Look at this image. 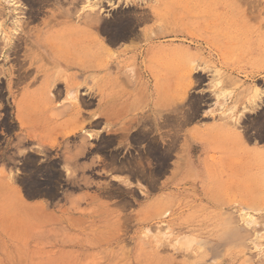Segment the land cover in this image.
Wrapping results in <instances>:
<instances>
[{"label": "rangeland", "instance_id": "obj_1", "mask_svg": "<svg viewBox=\"0 0 264 264\" xmlns=\"http://www.w3.org/2000/svg\"><path fill=\"white\" fill-rule=\"evenodd\" d=\"M16 1L0 0V264H264V0H232L234 14L201 0ZM157 5L166 19L140 27L166 32L152 43L113 42L102 28ZM45 22L53 62L20 30ZM143 46L166 50L158 74L140 58L118 76L126 49ZM86 51L114 57L111 72L65 73L59 61L86 60ZM160 92L174 100L162 99L168 107ZM103 108L115 121L98 127Z\"/></svg>", "mask_w": 264, "mask_h": 264}, {"label": "bare ground", "instance_id": "obj_2", "mask_svg": "<svg viewBox=\"0 0 264 264\" xmlns=\"http://www.w3.org/2000/svg\"><path fill=\"white\" fill-rule=\"evenodd\" d=\"M7 1V3L9 2L10 3V5H11V3H13V1L14 0H6ZM19 1V0H18ZM18 1H16V2H18ZM28 1V0H27ZM49 1V0H48ZM48 1H45V2H47L48 4H49V2ZM52 1H54V0H52ZM58 1V0H57ZM56 0H55V2H53V3H56L57 2ZM60 1V0H59ZM65 1V0H64ZM63 1V2H64ZM81 0H79V2H80ZM88 1H90V0H88ZM26 2V1H25ZM31 2H33V7H36L35 9H38L39 7H40V5H41V3L40 2H44V0H42V1H39V0H35V1H31ZM67 2H68V0H67ZM66 2V3H67ZM79 2H78V4H79ZM85 1L83 0V2H81V3H84ZM163 2V1H162ZM162 2H161V4H162ZM8 3V4H9ZM19 3V2H18ZM46 3V4H47ZM69 3V2H68ZM35 4V5H34ZM52 4V3H51ZM77 4V3H76ZM77 4V5H78ZM89 4H90V2H89ZM165 4H167V2L166 3H164V5ZM208 5V6H213V7H215V8H213V10L214 11H216V12H218V13H223V12H230V13H232V14H234V12H235V10L239 7V4L238 3H236L235 1H232V0H201V3H200V5ZM43 5V7H44V4H42ZM41 5V6H42ZM62 5H65V3L64 4H62ZM98 5V4H97ZM23 6V5H22ZM29 6H31V5H29ZM50 6V5H49ZM58 6H59V3H58ZM32 7V8H33ZM46 7V6H45ZM53 7V6H52ZM56 7V6H55ZM31 8V7H30ZM90 8H91V6H90ZM162 6H160V5H157V6H153L152 7V10H150V11H143V14H141V15H129V16H127L126 14L127 13H129V12H127V13H125L124 14V16L126 15V17H124V16H122L121 14L119 15V16H121V17H119V18H117V23L115 24V26L113 27L111 24H110V26H109V24L108 25H105V22H104V24L102 23V25H104L102 28H104V30L107 32V34L110 36V40H112L113 42H116V41H119V43H120V40H126V42L129 40H143V42L145 41V42H147V43H152L153 42V40H154V38H157V39H160V38H162L164 35H165V31L164 30H160V29H158V30H160V31H157V30H154L153 31V33L154 34H156L155 35V37L153 38L150 34H149V32L148 31H146L147 29H145V30H142L140 27H141V25L142 24H144V23H146L147 21H150V19L151 18H154V17H156V18H165V17H162V13L160 12V9L162 10ZM164 8H166V7H164ZM34 9V8H33ZM167 9V8H166ZM41 10H42V8H41ZM83 10V9H82ZM168 10V9H167ZM131 11V10H130ZM133 11H134V9H133ZM163 11V10H162ZM34 12H35V10H33L31 13H32V16L34 15ZM38 12V11H37ZM42 12H43V10H42ZM90 12V11H89ZM89 12H87L88 14H90V15H92L91 13H89ZM97 11H95V14H96V16L98 15V13H96ZM119 12V11H118ZM117 12V13H118ZM136 12V11H135ZM149 12H151V14L149 13ZM166 12V11H165ZM1 13V12H0ZM39 13V12H38ZM37 13V14H38ZM41 13V12H40ZM45 13V12H44ZM117 13L115 14V13H113V15L115 14V15H117ZM137 13V12H136ZM139 13V12H138ZM149 13V14H148ZM167 13V12H166ZM2 14V13H1ZM4 14V13H3ZM88 14H87V16H86V18L87 17H89L88 16ZM164 14V13H163ZM18 15H20L19 13H18ZM23 15V14H22ZM21 15V16H22ZM39 15V14H38ZM50 15V14H49ZM93 16H95V15H93ZM95 16V18H97ZM118 16V15H117ZM152 16H154V17H152ZM20 17V16H19ZM114 17V16H113ZM2 18V17H1ZM59 18V17H58ZM90 18V17H89ZM95 18H92L91 17V19L94 21H92L93 23H95V21H96V23H97V21L99 22V18L98 19H95ZM88 19V18H87ZM111 19V20H110ZM109 20H110V22H112V18H110ZM159 19V20H160ZM166 19V18H165ZM8 20V19H7ZM114 20V19H113ZM164 20V19H163ZM54 21V20H53ZM85 21H86V19H85ZM154 21H156V20H154ZM162 21V20H161ZM29 22V21H28ZM87 22V21H86ZM90 22V20L88 19V23ZM164 22V21H163ZM29 23H31V22H29ZM80 23H82V22H80ZM108 23V22H107ZM18 24V23H17ZM32 24H33V22H32ZM43 24V23H42ZM78 24V23H77ZM98 24V23H97ZM114 24V23H113ZM156 24V23H155ZM27 25V26H26ZM26 25H20V30H21V32H24V34H25V40L26 41H29V43H31V44H33V45H35V51H37V49L38 50H41L42 52H43V54L42 55H44V57H46L49 61H51V62H53L54 60H55V58H54V54H53V52L49 49V41H50V36H48V37H46L47 35H49V34H46L47 33V30H46V28L50 25V23H48V22H45L44 24H43V26H41L40 28H38V27H36V28H33V27H30V25L31 24H26ZM35 25V24H34ZM87 25V24H86ZM99 25V24H98ZM101 25V24H100ZM165 25H167V23L165 24ZM160 26V25H159ZM158 26V28H160ZM167 26H169V25H167ZM166 26V27H167ZM165 27V28H166ZM156 28H157V26H156ZM170 27H168L167 29H169ZM86 29V28H85ZM100 29V28H99ZM171 29V28H170ZM101 30V29H100ZM76 31H78V29L77 28H75L74 29V32H76ZM103 31V30H102ZM166 31H168V30H166ZM172 31V30H171ZM102 33V32H101ZM4 34V33H3ZM92 34H94V32L92 33ZM104 34V33H103ZM169 34V33H168ZM105 35V34H104ZM5 36V35H4ZM57 36V35H56ZM59 36H62V34L61 35H59ZM66 36V35H65ZM92 36H94V35H92ZM23 37V36H22ZM22 37H20V38H22ZM58 37V36H57ZM68 37V36H67ZM85 37V36H84ZM83 37V39L85 40V38H87V37H85L84 38ZM90 37V36H89ZM48 38V40H46ZM54 38H56V37H53V39ZM93 38V37H92ZM107 38V37H106ZM51 39H52V37H51ZM63 39V38H62ZM80 39H82V37L80 38ZM108 39V40H109ZM23 40H24V38H23ZM25 40H24V42H25ZM54 40H56V39H54ZM74 40V39H73ZM87 40V39H86ZM92 40V39H91ZM94 40L96 41V38H94ZM93 40V41H94ZM101 40V39H100ZM99 40V41H100ZM3 41V40H2ZM8 41V40H7ZM58 41H61V40H58ZM79 41V40H78ZM93 41H91V42H93ZM107 41V40H106ZM128 41V43H130ZM0 42H1V40H0ZM6 42V41H5ZM64 42V41H63ZM74 42H75V40H74ZM81 42H83V41H81ZM80 42V43H81ZM85 42V41H84ZM98 42V41H97ZM96 42V43H97ZM109 42V41H108ZM113 42L111 43L110 42V44H113ZM141 42V41H140ZM52 43V42H51ZM65 43V42H64ZM64 43H63V45H64ZM131 43H133V42H131ZM135 43V42H134ZM159 43H160V41H159ZM20 44V43H19ZM26 44V43H25ZM61 44V43H60ZM74 44V43H73ZM115 44V43H114ZM117 44V43H116ZM21 45H22V43H21ZM20 45V46H21ZM87 46H89L88 44H86ZM96 45V44H95ZM104 45V44H103ZM142 45V44H141ZM19 46V47H20ZM31 46V45H30ZM80 46V45H79ZM94 46V45H93ZM152 46V45H151ZM56 47V46H55ZM60 47H63V46H60ZM60 47H58V49L60 50V49H62L61 50V52H59V50L57 51V52H59L60 54L61 53H63L62 51H69L70 49H64L63 50V48H60ZM66 47V46H65ZM78 47V46H77ZM86 46H84V48H85ZM106 47V46H105ZM23 48V47H22ZM79 48V47H78ZM89 48V47H88ZM93 48H95V46L93 47ZM108 48V47H107ZM106 48V50L105 49H103L104 51H110V49L108 50ZM129 48H132V47H129ZM76 49V48H75ZM80 49V48H79ZM81 49H83V48H81ZM90 49V48H89ZM89 49H88V51H89ZM96 49H97V46H96ZM99 49V48H98ZM101 49V48H100ZM128 49V48H127ZM126 49V51L124 52V54H122V55H124L125 56V58H123V60H122V64H120L121 65V67L118 69V72H117V75L118 76H120L121 74H126V73H124L126 70H125V68L126 67H128L129 65H131V64H133V63H137V60L138 59H140V58H142V60H143V62L145 61V63H147V66L146 67H148L150 70V74L152 73V75H157L158 74V71L157 70H159V68H158V66H159V63L164 59H162V57H164V55L163 54H166V53H164V50H163V48H162V46H160V47H156L155 48V50H154V48H152V47H145V46H143V47H136V48H134V49H128L127 50ZM25 51L27 50V48H25L24 49ZM21 51V50H20ZM70 51H73V50H70ZM78 51H80V50H78ZM77 51V52H78ZM92 51V50H91ZM104 51H102V52H104ZM28 52V51H27ZM26 52V53H27ZM85 52V51H84ZM110 52H112V51H110ZM165 52H166V50H165ZM38 53V52H37ZM109 53V52H108ZM113 53V52H112ZM119 53V52H118ZM123 53V52H122ZM129 53H131V54H129ZM39 54V53H38ZM63 54H65L66 55V52L65 53H63ZM69 54H70V52H69ZM77 54V53H76ZM76 54L74 55V53L72 54L73 55V57L74 56H76ZM86 55H85V58H87V57H89V58H87L86 60H82L81 58V60L79 59V60H77V61H72V62H70V61H68V60H64L63 58H61L63 55H60L61 57H59V58H61V59H63V60H60L59 62H61V63H63V64H66V71H65V73H68V72H70V71H73V70H76V71H80V72H82L83 74H90L91 72H93L94 74H96L95 75V79L98 77V75H97V73L98 72H105V73H108V72H111V68H110V71H109V67H110V64H112V62H113V58L114 57H104V58H102V56L101 55H99V54H101V51H99V53H97V52H87L86 51V53H85ZM105 54H106V52H105ZM104 54V55H105ZM40 55V54H39ZM58 55V54H57ZM64 55V57L66 58V56ZM78 55V54H77ZM81 57L83 56L82 54H79ZM103 55V54H102ZM109 55V54H108ZM116 55V54H115ZM31 56V61H29L30 59H28V61L30 62V64L31 65H35V64H37L38 62H39V59H37V54H36V52H33V56L32 55H30ZM70 56V55H69ZM110 56V55H109ZM112 56V55H111ZM43 57V58H44ZM42 58V59H43ZM76 58H79V57H76ZM22 59V58H21ZM26 59V58H25ZM24 59V60H25ZM45 59V58H44ZM118 59V57L116 58V60ZM162 59V60H161ZM23 60V59H22ZM164 60H166V58L164 59ZM170 60V59H169ZM57 62H58V60H56ZM46 62H47V60H46ZM163 62H165V61H163ZM169 62H171V61H169ZM169 62H167L168 64H169ZM20 63H22V62H20ZM24 63V62H23ZM25 63H28L26 60H25ZM158 63V65H156ZM49 64V63H48ZM165 63H163V65H164ZM168 64H166L165 66H163L162 65V63H161V66H163V67H166ZM49 65H51V64H49ZM154 65V66H153ZM117 66H119V64L117 63ZM114 67H116V66H114ZM145 67V66H144ZM20 68H22V67H20ZM57 68V67H56ZM162 68V67H161ZM31 69V68H30ZM39 69H40V67H36V70H38V72H39ZM117 69V68H116ZM165 69V68H164ZM21 70H23V69H21ZM20 70V71H21ZM145 70V69H144ZM143 70V71H144ZM170 70V69H169ZM30 71L31 70H29V68H28V71H27V73L25 72V71H21L22 73H23V75H24V72H25V74L27 75V74H32V73H30ZM33 71V70H32ZM161 72V71H160ZM112 73H113V70H112ZM111 73V74H112ZM51 74V73H50ZM76 74H77V72H76ZM75 74V75H76ZM116 74V73H115ZM113 75V74H112ZM116 75V76H117ZM128 75V74H127ZM147 75V74H146ZM29 77H30V75H28ZM50 76H52V75H50ZM77 76V75H76ZM114 76V75H113ZM115 76V77H116ZM26 77V76H25ZM100 77V76H99ZM126 77V78H125ZM128 76H124L123 78L124 79H128L127 78ZM152 77H154V76H152ZM20 78H22L23 79V77L21 76ZM73 78H75V77H73ZM122 78V79H123ZM76 79V78H75ZM112 79V78H111ZM62 81V80H61ZM125 81V80H124ZM128 81V80H127ZM58 82H59V80H58ZM132 81H130V83H131ZM83 83V82H82ZM99 83V82H98ZM107 83V82H106ZM124 83V82H123ZM128 83V85H129V82H127ZM142 83V82H141ZM59 84V83H58ZM103 84V83H102ZM112 84V83H111ZM132 84V83H131ZM163 84V83H162ZM79 85H80V83L79 82H75V80L74 81H72L71 83H66V85H65V87H67V89H69L70 87H73V88H78L79 87ZM109 85V84H108ZM107 85V86H108ZM119 85V84H118ZM125 85V84H124ZM127 85V84H126ZM135 85H136V83H135ZM60 86H62V85H60ZM106 86V87H107ZM122 86V85H121ZM131 86V85H130ZM132 86H134V85H132ZM119 89H120V87H118ZM124 88V87H123ZM130 88V87H129ZM134 87H132L131 89H133ZM43 89H45V88H43ZM64 89V88H63ZM103 89H105V87L103 88ZM145 89V88H144ZM48 90V89H47ZM65 90V89H64ZM113 90H114V88H113ZM121 90H122V88H121ZM148 90V89H147ZM146 90V91H147ZM108 91V90H107ZM110 91V90H109ZM118 91V90H117ZM116 91V92H117ZM144 91V90H143ZM146 91H144V92H146ZM43 92H45V91H43ZM66 92V91H65ZM103 92V91H102ZM105 92V91H104ZM103 92V93H104ZM115 92V93H116ZM122 92H123V90H122ZM139 92V91H138ZM167 92V91H166ZM59 93V92H58ZM102 93V94H103ZM109 93V92H108ZM121 93V92H120ZM133 93V92H132ZM135 93H136V91H135ZM151 93V92H150ZM161 93V96H160V94L159 95H157V97H159L160 96V100H161V104H163V103H165L166 102V100H168L169 99V97L171 96V94H172V96H174V97H172L174 100L178 97L177 95V93H174V92H172V91H170V94H169V97L167 98V94L165 95L166 96V99H165V96H163L162 94H164V93H162V92H160ZM174 93V94H173ZM56 94H57V92H56ZM110 94V93H109ZM113 94V93H112ZM148 94H149V92H148ZM259 94V93H258ZM106 95H108L107 93H106ZM119 95V94H118ZM128 95H129V92H128ZM133 95V94H132ZM142 95V94H141ZM140 95V96H141ZM59 96V95H58ZM103 96V95H102ZM117 96V95H116ZM126 96H127V94H126ZM125 96V97H126ZM146 96H147V94H146ZM164 98H163V97ZM176 96V97H175ZM255 96H257V93H255V95H253V97H251V98H249L248 99V103L251 105V106H254V105H256L255 103H256V100H255ZM124 97V96H123ZM152 97V96H151ZM150 97V98H151ZM106 98V97H105ZM172 98H170V100H168L166 103H170L171 101H174V100H171ZM49 99V98H48ZM101 99H102V97H101ZM107 99H108V97H107ZM165 101H163V100ZM155 100V99H154ZM157 100H158V98H157ZM159 100V101H160ZM114 101V100H113ZM120 102H121V100H119ZM144 101V100H143ZM148 101H150V100H148ZM162 101H163V103H162ZM101 102H102V100H101ZM128 101H124L123 102V104H124V106L125 107H128L129 105L128 104H126ZM137 102V101H136ZM152 102V101H151ZM150 102V103H151ZM154 102V101H153ZM156 102V101H155ZM44 103V102H43ZM147 103V102H146ZM159 103V105H161ZM168 103V104H169ZM246 103V102H245ZM122 104V105H123ZM137 104V103H136ZM149 104V103H148ZM157 104H158V102H157ZM170 104H172V103H170ZM169 104V105H170ZM247 104V103H246ZM1 105H3V104H1ZM73 105V104H72ZM77 105V104H76ZM112 105V104H111ZM163 105H165V104H163ZM163 105H162V107H163ZM168 105V106H169ZM53 106V105H52ZM167 106V104L165 105V107ZM167 106V107H168ZM172 106V105H171ZM49 106H46V108H48ZM118 107H120V106H118ZM124 107V108H125ZM135 107V106H134ZM161 106H159L158 107V110L159 111H162L163 110V108H162ZM46 108H44V110L46 109ZM80 108V107H79ZM131 108V107H130ZM156 108H157V106H156ZM253 108V107H252ZM3 109V108H2ZM65 109V108H64ZM66 109H69V107L67 106L66 107ZM65 109V110H66ZM64 110V111H65ZM78 110V109H77ZM2 111H4V110H2ZM56 111V110H55ZM64 111H61V112H64ZM80 111V110H79ZM111 111H112V109H111ZM132 111H134V110H132ZM132 111H130L131 113H132ZM76 112H78V111H76ZM114 112H116V111H114L113 110V113ZM261 112V111H260ZM112 112H110V110L109 109H106V108H103L102 110H100L99 111V117H97L96 119H95V121H94V123L98 126L99 124H101V123H103L104 121H103V119H104V117H105V119H108V120H110V119H113L114 117H116L114 114H113ZM125 113V112H124ZM123 113V114H124ZM135 113V112H134ZM164 113V112H163ZM0 114H1V111H0ZM128 114V113H127ZM262 114H264V113H262ZM5 115V114H4ZM3 115V116H4ZM117 115V114H116ZM74 117H75V115H73ZM119 116V115H118ZM123 116H125V115H123ZM149 116V115H148ZM165 116H166V114H165ZM259 116V115H258ZM257 116V117H258ZM120 117V116H119ZM146 117H147V115H146ZM155 117H156V115H155ZM179 117V116H178ZM177 117V118H178ZM263 117H264V115H263ZM76 118H77V115H76ZM92 118H93V116H92ZM158 118V117H157ZM256 118V117H255ZM254 118V119H255ZM2 119V118H1ZM0 119V120H1ZM104 119V120H105ZM135 119H136V116H135ZM165 120H166V118H164ZM171 119V118H170ZM114 120V119H113ZM117 120V119H116ZM134 120V119H133ZM132 120V121H133ZM164 120V121H165ZM168 120V119H167ZM256 121H257V119H255ZM259 120V119H258ZM263 120V119H262ZM115 121V120H114ZM131 121V120H130ZM178 121V120H177ZM180 121V120H179ZM252 121V120H251ZM255 121V122H256ZM264 121V120H263ZM1 122V121H0ZM3 122V121H2ZM1 122V123H2ZM5 122V121H4ZM3 122V123H4ZM134 122V121H133ZM170 121L168 120V123H169ZM174 122V121H173ZM172 122V123H173ZM181 122V121H180ZM253 122V121H252ZM259 122V121H258ZM260 122H261V120H260ZM128 124H130V122H127ZM161 122H159V124H160ZM166 123V122H165ZM262 123V122H261ZM110 125L112 124V123H109ZM142 125H143V123H141ZM149 124H151V123H149ZM181 124V123H180ZM180 124H179V126H180ZM251 124H253V123H251ZM250 124V125H251ZM256 124H257V122H256ZM1 125V124H0ZM4 125V124H3ZM142 125H140L141 127H142ZM167 125V124H166ZM165 124H164V126H166ZM260 125V124H259ZM145 126V125H144ZM148 126L149 125H147L146 126V128H148ZM159 126H161V125H159ZM164 126H162V127H164ZM168 126V125H167ZM178 126V127H179ZM248 126H249V124H248ZM4 127V126H3ZM99 127V126H98ZM120 127V126H119ZM124 127H125V124H124ZM139 127V126H138ZM150 127H153V126H150ZM161 127V128H162ZM253 126L251 125L250 126V128H252ZM262 127H264V125L262 124ZM109 128V127H108ZM113 128V127H112ZM122 128V127H121ZM143 128V127H142ZM142 128H141V130H142ZM145 128V129H146ZM254 128V127H253ZM252 128V129H253ZM256 128V127H255ZM2 129V128H1ZM0 129V130H1ZM176 129V128H175ZM211 128H209V130H210ZM257 129V128H256ZM120 130V129H119ZM122 130H126L125 128L124 129H122ZM178 130V129H177ZM214 130V129H213ZM121 131V130H120ZM143 131V130H142ZM211 131V130H210ZM257 131V130H256ZM255 131V132H256ZM74 133V131L72 130V131H68V132H66L67 134L68 133ZM78 132V131H77ZM80 132V131H79ZM151 132V131H150ZM164 132V131H163ZM175 132V131H174ZM204 132H207V131H204ZM258 132V131H257ZM261 132H263V129H262V131ZM75 133H76V130H75ZM135 133V132H134ZM137 134L139 133V132H136ZM135 133V134H136ZM145 133V132H144ZM143 133V134H144ZM254 133V132H253ZM260 133V132H259ZM67 134H65V136L67 135ZM140 134H142V133H139L138 134V136L140 135ZM150 134V133H149ZM148 134V135H149ZM164 134V133H163ZM162 134V135H163ZM176 135H178L177 133H175ZM250 134V133H249ZM257 134V133H256ZM79 135V134H78ZM81 135V134H80ZM83 135V134H82ZM145 135V134H144ZM142 136V135H140V136H142V137H147V136ZM146 135H147V133H146ZM115 136V135H114ZM123 136H126V135H123ZM67 137V136H66ZM77 137V136H76ZM82 137H84V135L82 136ZM79 138H81V137H79ZM111 138V137H110ZM123 138V137H122ZM131 138V137H130ZM133 138H135V137H133ZM138 138V137H137ZM125 139H126V137H125ZM139 139V138H138ZM137 139V140H138ZM141 139V138H140ZM123 140V139H122ZM136 140V141H137ZM67 141V140H66ZM65 141V142H66ZM131 141H133V140H131ZM44 142V141H43ZM47 142V141H46ZM51 142V144H53V147H54V142L55 141H50ZM50 142L48 141V144H50ZM138 142V141H137ZM161 142V141H160ZM160 142H158L159 144H160ZM82 144H85V142L83 143V142H81ZM100 143H102V142H100ZM107 143V142H106ZM105 143V144H106ZM109 143V142H108ZM112 143V142H111ZM111 143H109L110 145H111ZM141 143H143V142H141ZM155 143V142H154ZM157 143V142H156ZM47 144V143H46ZM152 144V143H151ZM58 144H56V146H57ZM66 145H67V143H66ZM65 145V146H66ZM69 145V144H68ZM103 145V144H102ZM107 145V144H106ZM63 146V145H62ZM65 146H63V149L64 150H69V148H67V146L65 147ZM83 146H85V145H83ZM160 146V145H159ZM174 145H172V147H173ZM44 147V146H43ZM43 147H41V148H43ZM46 147V146H45ZM65 147V148H64ZM76 147H78V146H76ZM75 147V148H76ZM79 147H82V146H79ZM146 147H148V145L146 146ZM167 147H169L168 145H167ZM46 148H48V146L46 147ZM74 148V147H73ZM85 148V147H84ZM149 148V147H148ZM166 148V147H165ZM62 149V150H63ZM77 150H79L78 148H76ZM75 149V150H76ZM83 149V148H82ZM92 149V148H91ZM99 149V148H98ZM151 149L152 148H150V151H151ZM164 149V148H163ZM168 149V148H167ZM50 150V149H49ZM75 151L74 152V149H73V152L75 153V154H73L72 155V157H71V154L72 153H69V151H66L67 153H69L68 155H66V157L68 158V156H69V159H61V160H63V162L65 161L66 162V165H67V162H70L69 160H70V157H71V165H72V159L74 160L75 158L74 157H79V155L82 153L81 151V148H80V151ZM44 152H45V150H43ZM48 151V150H47ZM153 151V150H152ZM151 151V152H152ZM157 151V150H156ZM162 151V150H161ZM160 151V152H161ZM164 151V150H163ZM161 152L162 153V155H163V153H165V152ZM1 152V151H0ZM70 152H72V151H70ZM76 152H78V153H76ZM149 152V151H148ZM150 152V153H151ZM153 153H154V151H153ZM159 153V152H158ZM2 154V153H1ZM59 154V153H58ZM61 154H64V151L63 152H61ZM77 154V155H76ZM83 154H84V152H83ZM5 155V154H4ZM65 155V154H64ZM82 155V154H81ZM154 155H155V153H154ZM158 155V154H157ZM2 156V155H1ZM167 156V155H166ZM62 157V156H61ZM63 157H65V156H63ZM65 157V158H66ZM77 157V158H78ZM81 157V156H80ZM157 157V156H156ZM76 158V159H77ZM165 158V157H164ZM163 158V159H164ZM129 159V158H128ZM160 159V158H159ZM77 161V160H76ZM76 161H75V163H76ZM113 161H114V159H113ZM157 162H158V160H157ZM74 163V164H75ZM123 163V162H122ZM121 163V164H122ZM56 164V163H55ZM59 165V164H58ZM68 165H70V163H68ZM119 165V164H118ZM122 165H124V164H122ZM127 165V164H126ZM126 165H124V167L126 166ZM131 165H132V163H131ZM57 166V165H56ZM121 166V165H120ZM128 166V165H127ZM126 166V167H127ZM37 167V166H36ZM48 167V166H47ZM82 167V166H81ZM56 168V167H55ZM67 169H68V166L66 167ZM70 168V167H69ZM71 168H72V166H71ZM80 168V167H79ZM122 168V167H121ZM131 168V167H130ZM75 169V168H74ZM263 172V171H262ZM261 174V173H260ZM263 174V173H262ZM261 174V175H262ZM264 186V185H263ZM264 188V187H263ZM262 187H261V189H263ZM264 191V190H263ZM258 195V194H257ZM263 196V195H262ZM259 198V197H258ZM256 201H258V199L256 200ZM259 202V206H261L262 208H263V206H264V203H261L260 204V201H258ZM262 202H264V198L262 197ZM252 204V203H251ZM250 204V205H251ZM258 205H257V207H258ZM251 206H253L254 207V205H251ZM250 206V207H251ZM256 206V205H255ZM252 207V208H253ZM259 208V207H258ZM184 217V216H183ZM226 221V220H225Z\"/></svg>", "mask_w": 264, "mask_h": 264}]
</instances>
